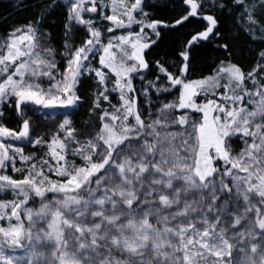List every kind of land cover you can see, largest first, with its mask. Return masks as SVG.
<instances>
[{
    "label": "snow or ice",
    "instance_id": "obj_1",
    "mask_svg": "<svg viewBox=\"0 0 264 264\" xmlns=\"http://www.w3.org/2000/svg\"><path fill=\"white\" fill-rule=\"evenodd\" d=\"M182 5L169 21L149 0H39L0 35V264H264V0ZM217 13L261 45L251 68ZM205 45L223 55L196 75Z\"/></svg>",
    "mask_w": 264,
    "mask_h": 264
},
{
    "label": "trees",
    "instance_id": "obj_2",
    "mask_svg": "<svg viewBox=\"0 0 264 264\" xmlns=\"http://www.w3.org/2000/svg\"><path fill=\"white\" fill-rule=\"evenodd\" d=\"M149 2L156 6L154 10L148 9L149 11H153L154 15L163 17L169 21L178 17L182 7H184L182 0H149ZM38 3L39 0H0V35L5 33L11 26L26 22L29 18L34 17L39 11L36 7ZM217 14L223 17L221 31L226 36H231L234 41V60L244 66L245 69L251 68L255 61L254 51L258 50L261 45L258 42H252L249 38H246L242 32H238L234 19L226 13ZM64 16L65 10L63 8L55 9L54 13L50 16L49 24L55 21V24L51 26V31L57 42H59L62 35ZM199 27L200 25L197 21L192 19L190 23H186L184 27L177 31L164 30L162 33L163 38L159 42V46L149 50L147 58L149 60L160 58L165 53L172 56L185 38H188L189 33ZM249 48L253 49V51H249ZM193 55L195 57L192 61L194 72L196 75H199L201 72L207 73L209 71V65L212 64L216 57H221L223 53L221 50H216L210 45H205L202 48L195 49ZM91 85V81H84L83 89L86 94L91 91ZM89 104L90 98L86 99V102L75 111L72 118L76 121L77 125L82 126L84 120L87 119ZM32 119L37 134H43L46 130L54 127V121L50 118L46 119L43 113L37 112L33 114ZM6 123L9 127L16 126L14 112L9 111L6 113ZM25 150L30 151V146L26 147Z\"/></svg>",
    "mask_w": 264,
    "mask_h": 264
},
{
    "label": "rangeland",
    "instance_id": "obj_3",
    "mask_svg": "<svg viewBox=\"0 0 264 264\" xmlns=\"http://www.w3.org/2000/svg\"><path fill=\"white\" fill-rule=\"evenodd\" d=\"M136 83H137V87H139V81H136ZM56 111H64V110H56Z\"/></svg>",
    "mask_w": 264,
    "mask_h": 264
}]
</instances>
